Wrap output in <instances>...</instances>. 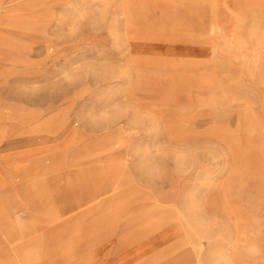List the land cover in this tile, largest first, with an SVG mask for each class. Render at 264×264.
Wrapping results in <instances>:
<instances>
[{"label":"rangeland","instance_id":"374dc122","mask_svg":"<svg viewBox=\"0 0 264 264\" xmlns=\"http://www.w3.org/2000/svg\"><path fill=\"white\" fill-rule=\"evenodd\" d=\"M0 264H264V0H0Z\"/></svg>","mask_w":264,"mask_h":264},{"label":"bare ground","instance_id":"6f19581e","mask_svg":"<svg viewBox=\"0 0 264 264\" xmlns=\"http://www.w3.org/2000/svg\"><path fill=\"white\" fill-rule=\"evenodd\" d=\"M64 122H67V117L63 116V118H60L58 123H56L54 126L51 124V122H46L43 125H41L38 129L40 131H58L60 127L64 124Z\"/></svg>","mask_w":264,"mask_h":264}]
</instances>
